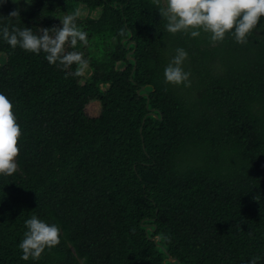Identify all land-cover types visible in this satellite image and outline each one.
Here are the masks:
<instances>
[{"label":"trees","instance_id":"trees-1","mask_svg":"<svg viewBox=\"0 0 264 264\" xmlns=\"http://www.w3.org/2000/svg\"><path fill=\"white\" fill-rule=\"evenodd\" d=\"M30 1L13 17L6 0L0 25L36 32L87 4L101 14L76 26L111 42L103 61L77 43L93 67L81 83L75 64L0 39V92L22 129L18 170L0 176V264H264V17L246 43L213 42L168 32L162 0ZM177 47L188 86L164 81ZM33 215L61 240L23 260Z\"/></svg>","mask_w":264,"mask_h":264},{"label":"clouds","instance_id":"clouds-1","mask_svg":"<svg viewBox=\"0 0 264 264\" xmlns=\"http://www.w3.org/2000/svg\"><path fill=\"white\" fill-rule=\"evenodd\" d=\"M20 4L21 0H12ZM30 3V0H24ZM6 0H0L3 6ZM161 4V0H157ZM159 11L166 19L168 32L186 33L192 37L200 35L201 30L210 33L213 42L223 41L226 35L234 37L238 43H246L249 34L258 29L264 17V0H162ZM20 14L19 10L11 11L8 16ZM0 39L11 48H20L39 55L53 65L69 68L77 67L73 76L82 74L88 61L81 51L76 50L78 42L86 44L88 33L76 26L75 15L69 14L60 18V24L52 27H40L34 32L31 27L0 25ZM71 48L72 50H69ZM188 52L177 47L163 69L164 81L174 85L191 84L190 71L184 64ZM22 135L21 125L13 111V102L0 92V176H11L18 170L17 157L20 153L18 140ZM26 230L18 247L21 259L37 260L46 249L58 245L61 240V227L33 215L24 221ZM260 257L250 258L246 264H258Z\"/></svg>","mask_w":264,"mask_h":264},{"label":"rangeland","instance_id":"rangeland-1","mask_svg":"<svg viewBox=\"0 0 264 264\" xmlns=\"http://www.w3.org/2000/svg\"><path fill=\"white\" fill-rule=\"evenodd\" d=\"M15 4V7L17 9H25L28 6L31 5L30 3H25L24 0H21L20 4ZM74 14L76 21H82L87 17H98L101 14V8L97 9H91L87 4H80L75 9H70L64 11L59 17L63 18L65 15ZM109 40L102 39L100 36L96 35L94 36L91 41L88 40L86 44L83 43L81 51L84 54H87L88 57L103 61L105 56L104 54L107 53ZM112 44V43H111ZM6 62V55L0 54V64H4ZM186 66V63L184 64V67ZM116 67L118 69H122L125 67V63L120 61L116 63ZM93 74V67L91 63H87V65L83 68L82 76H81V83H85ZM104 88L107 87V85H103ZM102 106L101 102L97 99H94L90 101L86 106V111L91 116H98L101 112Z\"/></svg>","mask_w":264,"mask_h":264}]
</instances>
